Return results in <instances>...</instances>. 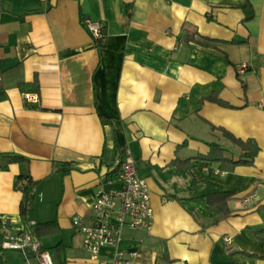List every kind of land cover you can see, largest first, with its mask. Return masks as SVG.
Segmentation results:
<instances>
[{"label": "crops", "instance_id": "obj_1", "mask_svg": "<svg viewBox=\"0 0 264 264\" xmlns=\"http://www.w3.org/2000/svg\"><path fill=\"white\" fill-rule=\"evenodd\" d=\"M84 18L100 22L101 47ZM191 32L216 42L180 39ZM219 129L254 140L255 164L176 167L211 142L237 156ZM126 151L152 206L149 228L122 230L133 264H264V0H0V243L52 221L35 235L54 264H92L80 227ZM20 174L36 182L25 218ZM224 191L230 214L214 223L205 195ZM0 264L26 261L0 247Z\"/></svg>", "mask_w": 264, "mask_h": 264}, {"label": "built area", "instance_id": "obj_2", "mask_svg": "<svg viewBox=\"0 0 264 264\" xmlns=\"http://www.w3.org/2000/svg\"><path fill=\"white\" fill-rule=\"evenodd\" d=\"M83 24L94 40L104 38L99 21L84 18ZM245 68L246 65L243 64L238 71L243 72ZM22 97L24 101L31 103L38 101L36 94L24 93ZM136 163V159L126 151L117 165L115 174L107 180L111 187L100 188L96 192L91 207L90 226L80 227L83 246L89 253L92 264H133L140 256L136 248H119L124 227L149 228L151 223L150 193ZM34 224V221H29L27 227L16 234L6 232L0 247L20 251L26 264H30V257L34 258L36 264H54L50 252L41 246L32 231ZM107 246L115 249L114 255L110 260H101L99 251Z\"/></svg>", "mask_w": 264, "mask_h": 264}, {"label": "trees", "instance_id": "obj_3", "mask_svg": "<svg viewBox=\"0 0 264 264\" xmlns=\"http://www.w3.org/2000/svg\"><path fill=\"white\" fill-rule=\"evenodd\" d=\"M196 32L189 33V36L186 34L184 37H181V40L186 42H192L198 46L206 47L209 46L210 43L216 42L214 39H208V37L198 36L196 37ZM94 44L97 47H101V40H94ZM33 85H37V80L34 79L32 82ZM210 101H213L221 106L230 107L229 104L217 98L216 96L208 97ZM222 135L232 141L236 146H238L240 153L237 156L229 155L225 148H223L217 142H211L209 144V151L207 154H196L194 156L188 157L185 160L177 161L176 167L179 170H190L197 163H201L204 166L217 164L219 169H232L238 165H246L252 166L254 163V159L258 153V145L252 139L242 140L241 138L235 137L232 133L228 132L224 129H219ZM6 164L13 162H22L26 161V158L21 155H13V154H4ZM71 169V164L69 162H60L58 164V170L61 173H67ZM17 185L18 188L22 191V200L19 205L20 214L22 217H26L28 212V207L32 200V191L36 185V182L31 179V177L27 174H20L17 177ZM232 192L224 191V192H214L205 195V199L207 203L210 205L211 209L216 214V218L214 219V223L218 222L219 219L227 217L230 214V210L227 206L228 200L231 198ZM53 224L52 221L44 222L35 225L33 232L37 234L40 228L44 226H51ZM264 231V229L259 230ZM57 246V245H56ZM52 256V255H51ZM264 258V257H261Z\"/></svg>", "mask_w": 264, "mask_h": 264}]
</instances>
